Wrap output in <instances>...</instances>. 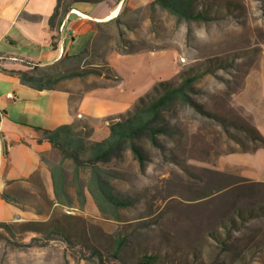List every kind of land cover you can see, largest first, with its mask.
<instances>
[{"label": "rangeland", "instance_id": "374dc122", "mask_svg": "<svg viewBox=\"0 0 264 264\" xmlns=\"http://www.w3.org/2000/svg\"><path fill=\"white\" fill-rule=\"evenodd\" d=\"M129 3L125 0L113 19L95 24L88 44V35L67 42L66 48L75 55L87 44L88 51L79 61L62 56L45 66L29 63L26 71L99 67L102 75L63 79L55 86L73 87L79 96L82 90L117 83L112 96L133 104L157 82L175 80L181 69L214 58L227 59L228 66L194 84L191 97L201 112L185 106L166 113L169 130L159 136L163 148L143 142V168L130 151L123 161L104 166L119 173L112 179L114 192L134 201L120 210V220L102 215L86 190L80 205L71 182L70 206L55 201L51 177L48 184L8 182L10 189L3 193L20 215H12L10 205L0 203V222L11 224L0 227V264H95L88 259L90 247L110 251L117 236H126L121 249L125 264H134L143 253L157 255V264L185 257L191 263L264 264V212L246 218L236 215L237 207L256 209L264 203V142L259 138H264V0H192L195 9H205L214 17L207 21L176 20L158 4ZM47 53L54 58L59 47ZM106 64L119 73L118 82L108 74ZM0 100L5 102V96L0 95ZM27 105L10 103L3 108L23 122ZM43 157L48 171L49 163L60 162L56 149ZM13 160L12 174L17 177L24 164L20 158ZM6 163L0 157V183ZM64 164L69 178L70 162ZM63 214L74 217L69 219L73 231L68 241L44 240L45 227L38 231L21 225ZM229 217L237 228L226 234L223 225ZM223 238L226 242L221 243Z\"/></svg>", "mask_w": 264, "mask_h": 264}, {"label": "trees", "instance_id": "16d2710c", "mask_svg": "<svg viewBox=\"0 0 264 264\" xmlns=\"http://www.w3.org/2000/svg\"><path fill=\"white\" fill-rule=\"evenodd\" d=\"M100 1L102 0H57L54 10L48 18L50 29L55 31L52 38L58 39L60 37L59 26L72 6L78 2L97 3ZM155 4L174 15L176 20L207 21L214 18L205 9H195L192 5V0H152L149 3L152 7ZM55 45L56 41H52V46L55 47ZM87 51V46L76 55H68L66 50H63L62 56H68L79 61ZM120 53L126 54L127 51H120ZM226 63L227 59L225 58L206 59L190 69L179 70L175 80L157 82L145 94L140 95L130 108L123 113H119L117 119L108 120V134L102 139H92V127L79 119L70 124L42 129L37 141L47 140L60 154V162L49 163L55 201L62 205H71L72 199L67 191V186L71 182L74 186L75 199L80 205L84 204V191L86 190L102 215L109 216L114 220H120V210L132 206L134 201L114 192L112 179L118 177L119 173L104 166L113 162L123 161L126 151H130L132 158L138 162L140 168H143L146 155L142 143L147 142L154 148H163L159 136L168 133L169 121L166 119V113H169V111L190 106L196 112H201L200 104L191 97V93L194 92V84L205 75L214 73L217 68L227 67L228 64ZM106 66L108 74L114 81H118L120 79L119 73L111 65L106 64ZM15 73L22 83L35 89L53 88L58 81L63 79L82 77L88 74L102 75L99 67H83L77 70L57 73L40 71L35 74L21 70L15 71ZM253 130L256 132V129L253 128ZM259 138L264 142L263 137L259 135ZM41 157L43 161L48 163L43 154ZM66 160L70 162L71 166L69 178L66 176L67 171L64 164ZM84 173L86 174L85 178L82 177ZM1 198L11 203L6 193H2ZM236 210L237 216H245L244 218H246V214H249V217L257 212H264V203H258L256 209L237 207ZM61 217L48 221H24L21 225L25 227L32 226V230L45 227L46 234L42 237L44 240L61 238L64 241H68V234L73 231V226L70 224L69 219L74 217L70 214H63ZM227 223L229 225L226 227ZM234 223L232 217L227 219L226 224L224 223L223 228L226 229V234H228L230 229L237 228ZM10 226L9 222H0V227ZM0 235H2L1 231ZM125 239L126 236L115 237L110 246L111 250L104 253L97 247L91 246L88 259L95 264H106L109 262L125 264L121 255ZM219 240L221 243L226 242L224 238ZM24 245L31 244L27 243ZM134 264H157V255L154 253L139 254ZM168 264H205V262L203 260H193L191 263L185 257L179 261H171Z\"/></svg>", "mask_w": 264, "mask_h": 264}, {"label": "crops", "instance_id": "0c3cea01", "mask_svg": "<svg viewBox=\"0 0 264 264\" xmlns=\"http://www.w3.org/2000/svg\"><path fill=\"white\" fill-rule=\"evenodd\" d=\"M124 1L78 2L64 16L62 29L59 26L60 37L53 39L55 31L50 29L48 18L57 0H0V95L6 98L5 102L0 100V157L7 160L4 180L0 183V203L10 205L12 215H20V209L1 198L10 189L8 182L23 179L49 183V171L41 156L49 157L54 148L45 139L37 141L42 129L79 119L92 127L91 138L99 140L108 134V120L117 119L133 102L112 96L117 83L82 90L76 96L77 89L70 86L32 88L22 83L15 71L28 70L29 63L39 66L54 63L62 58L63 50L72 55L66 48L67 42L74 43L78 36L88 35V44L95 24L116 17ZM151 1L130 0L129 4L138 6ZM52 41H56L55 47ZM57 47L59 53L53 58L47 50ZM7 93H12L13 98H7ZM10 103H27V111L22 113L27 120L10 117L3 108ZM16 158L24 164L23 172L17 177L12 174Z\"/></svg>", "mask_w": 264, "mask_h": 264}, {"label": "built area", "instance_id": "2783aa9c", "mask_svg": "<svg viewBox=\"0 0 264 264\" xmlns=\"http://www.w3.org/2000/svg\"><path fill=\"white\" fill-rule=\"evenodd\" d=\"M63 25H64V22L61 23V25H60V29H62ZM13 96H14V95H13L12 93H7V94H6V97H7V98H13Z\"/></svg>", "mask_w": 264, "mask_h": 264}, {"label": "bare ground", "instance_id": "6f19581e", "mask_svg": "<svg viewBox=\"0 0 264 264\" xmlns=\"http://www.w3.org/2000/svg\"><path fill=\"white\" fill-rule=\"evenodd\" d=\"M116 13V12H115Z\"/></svg>", "mask_w": 264, "mask_h": 264}]
</instances>
